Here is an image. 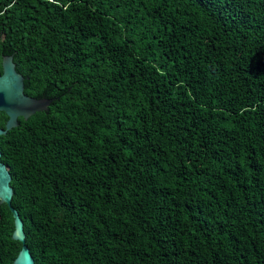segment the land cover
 Masks as SVG:
<instances>
[{"label":"trees","instance_id":"16d2710c","mask_svg":"<svg viewBox=\"0 0 264 264\" xmlns=\"http://www.w3.org/2000/svg\"><path fill=\"white\" fill-rule=\"evenodd\" d=\"M5 55L52 100L0 136L36 264H264V0H0Z\"/></svg>","mask_w":264,"mask_h":264},{"label":"water","instance_id":"95a60500","mask_svg":"<svg viewBox=\"0 0 264 264\" xmlns=\"http://www.w3.org/2000/svg\"><path fill=\"white\" fill-rule=\"evenodd\" d=\"M51 100H37L29 98L24 93V79L16 69L13 56L3 58V74L0 76V112L6 113L8 121L5 128H0V136H5L9 131L19 126V117L26 120L30 116L47 110ZM0 150V205L7 204L14 218L13 240L22 243V248L14 264H36L34 257L26 244L24 221L17 209L12 207L14 188L11 185L12 175L7 165L2 162Z\"/></svg>","mask_w":264,"mask_h":264},{"label":"flooded vegetation","instance_id":"af4514ba","mask_svg":"<svg viewBox=\"0 0 264 264\" xmlns=\"http://www.w3.org/2000/svg\"><path fill=\"white\" fill-rule=\"evenodd\" d=\"M7 55H5L4 57H6ZM3 57V58H4ZM14 60V59H13ZM15 62V61H14ZM16 64V63H15ZM16 69H17V67H16ZM17 72H18V70H17ZM19 73V72H18ZM3 74V60H2V71H1V73H0V76ZM21 76H23V79H24V93H25V95L27 96V97H29V98H32V99H37V100H51V99H49V98H47V97H45L44 95L46 94L45 92L44 93H41V92H37L36 91V89L34 88V87H32L31 85H30V78L28 77V76H26V75H24V74H21V73H19ZM43 94V95H42ZM51 105H52V100H51V103H50V105L46 108L47 110H45V111H43V112H46V113H48V111H49V109H51ZM0 113H2L3 115L2 116H0V117H2V118H5L6 117V120H5V125H6V123H7V121H8V116L6 115V113H3V112H0ZM37 114V113H36ZM36 114H34V115H36ZM1 115V114H0ZM34 115H32V116H30L29 117V119L31 118V117H33ZM29 119L28 120H26L24 117H19V119H18V121H19V126H21V124L23 123V121H29ZM18 126V127H19Z\"/></svg>","mask_w":264,"mask_h":264}]
</instances>
